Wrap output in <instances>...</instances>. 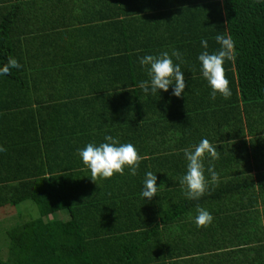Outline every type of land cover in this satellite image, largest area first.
Masks as SVG:
<instances>
[{"label":"trees","instance_id":"16d2710c","mask_svg":"<svg viewBox=\"0 0 264 264\" xmlns=\"http://www.w3.org/2000/svg\"><path fill=\"white\" fill-rule=\"evenodd\" d=\"M38 3L0 0V68L10 56L22 65L0 75V209L31 200L39 212L11 218L0 264H263L264 3L167 0L154 29L162 34L112 48L116 22L103 21L105 48L88 60L92 48L65 46ZM218 34L232 37L235 60L223 65L231 97L213 100L198 57L202 39L210 54L220 49ZM173 50L182 54L183 63L172 59L184 94L171 85L146 95L140 58ZM106 135L134 145L142 160L135 176L125 168L98 186L78 153ZM203 139L219 153V181L211 182L206 155L207 191L189 200L180 184L184 149ZM149 171L159 189L146 200ZM197 206L213 216L208 227H196ZM61 210L66 218L53 215Z\"/></svg>","mask_w":264,"mask_h":264},{"label":"clouds","instance_id":"9594fccd","mask_svg":"<svg viewBox=\"0 0 264 264\" xmlns=\"http://www.w3.org/2000/svg\"><path fill=\"white\" fill-rule=\"evenodd\" d=\"M257 3H264V0H256ZM215 40L220 45V49L215 53L207 51L208 41L202 39L201 44L205 49L198 60L202 65V76L209 83L212 91L211 98L216 99L219 94L224 99L231 97L230 82L226 78L223 67L225 61L235 60V45L231 36L218 34ZM172 57L183 63L182 54L173 50L162 52L159 56L145 55L140 58V64L144 66L149 76V80L139 83V88L147 95L149 92L155 95L157 91L167 92L171 85H174L173 95L181 97L185 89L186 79L179 63L174 64ZM22 65L13 57L8 58V63L0 68V75H8L11 69H19ZM194 78V77H192ZM104 143L98 146L89 143L83 149L79 150V156L84 166L90 170V179L98 186V181L102 179H111L114 175H124L125 168L130 170V174L135 176L140 165L142 157L137 149L131 143L121 144L118 139L111 135L105 136ZM6 151L0 146V152ZM187 160L186 174L180 179V184L184 188V195L189 200H199L207 191L208 182L204 174V158L210 157L209 167L207 169L211 176L213 184L218 183L219 176L215 171L214 161L219 159V153L216 148L207 140L203 139L198 145L193 146L192 150L184 149ZM48 179V178H45ZM157 176L151 171L146 173L141 195L146 200H151L157 196ZM213 221V216L206 209L197 206V215L195 225L197 228L208 227Z\"/></svg>","mask_w":264,"mask_h":264},{"label":"crops","instance_id":"0c3cea01","mask_svg":"<svg viewBox=\"0 0 264 264\" xmlns=\"http://www.w3.org/2000/svg\"><path fill=\"white\" fill-rule=\"evenodd\" d=\"M38 2V7L46 4V6H42L43 8L38 9L46 11L49 17L47 19L49 28L58 29L61 39H64L65 46L70 44L69 47H77L81 51L83 49L90 51L92 48L91 57L87 58L88 60L96 59L94 54L100 53L105 48L103 31L98 27L104 24L103 21L116 22L113 27L118 36H115L114 42L108 43V46L112 48L137 45L146 41V37L152 40L156 35L162 34L154 33V29H156L155 25L161 23L160 17H163L166 12L164 4L167 3V0H49L48 3L38 0ZM143 15L145 16L143 17ZM136 16L141 17L140 26L137 25L139 23L135 20ZM102 17H104L103 20H100ZM125 19L126 21H122ZM118 21L123 22L122 26H126V30L121 27V23L119 24ZM120 28L130 39L122 37ZM28 55L35 58L37 53H28ZM97 62L96 64H98ZM258 203V207L261 208V200H258ZM62 216L67 217L66 214ZM261 224L264 225V217H261ZM262 234L264 235V230ZM228 250V247L218 248L220 253H225Z\"/></svg>","mask_w":264,"mask_h":264},{"label":"rangeland","instance_id":"374dc122","mask_svg":"<svg viewBox=\"0 0 264 264\" xmlns=\"http://www.w3.org/2000/svg\"><path fill=\"white\" fill-rule=\"evenodd\" d=\"M66 214L65 210L55 212L56 218ZM39 215L36 204L31 200H25L15 207H7L0 209V254L2 257L7 256L8 238L5 230L14 223L11 218H19L20 220H29ZM18 219V220H19Z\"/></svg>","mask_w":264,"mask_h":264}]
</instances>
